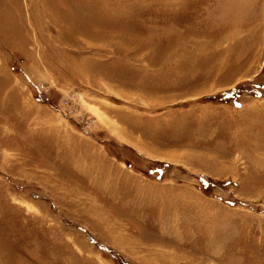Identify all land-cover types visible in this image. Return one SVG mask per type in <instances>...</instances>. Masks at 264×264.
Masks as SVG:
<instances>
[{
    "label": "rangeland",
    "instance_id": "374dc122",
    "mask_svg": "<svg viewBox=\"0 0 264 264\" xmlns=\"http://www.w3.org/2000/svg\"><path fill=\"white\" fill-rule=\"evenodd\" d=\"M0 264H264V0H0Z\"/></svg>",
    "mask_w": 264,
    "mask_h": 264
},
{
    "label": "crops",
    "instance_id": "0c3cea01",
    "mask_svg": "<svg viewBox=\"0 0 264 264\" xmlns=\"http://www.w3.org/2000/svg\"><path fill=\"white\" fill-rule=\"evenodd\" d=\"M39 122L41 123L40 120H39ZM56 126H57V125H55V126H49L48 129H47L48 132L46 133L47 135H50V138L53 137L55 140H56V138H57V135L59 134V133H58V130H59V129H58V127H56ZM53 127H56V130H52Z\"/></svg>",
    "mask_w": 264,
    "mask_h": 264
}]
</instances>
